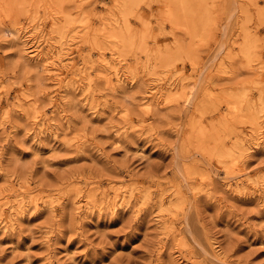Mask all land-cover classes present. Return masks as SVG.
Here are the masks:
<instances>
[{"label":"rangeland","instance_id":"rangeland-1","mask_svg":"<svg viewBox=\"0 0 264 264\" xmlns=\"http://www.w3.org/2000/svg\"><path fill=\"white\" fill-rule=\"evenodd\" d=\"M0 264H264V0H0Z\"/></svg>","mask_w":264,"mask_h":264},{"label":"bare ground","instance_id":"bare-ground-1","mask_svg":"<svg viewBox=\"0 0 264 264\" xmlns=\"http://www.w3.org/2000/svg\"><path fill=\"white\" fill-rule=\"evenodd\" d=\"M25 37V36H24ZM26 39V38H25ZM54 47V46H53ZM60 49V48H59ZM63 52V51H62ZM60 53V52H59ZM59 57V56H58ZM45 58V57H44ZM45 63H47V61L45 62ZM53 63V62H52ZM118 82V81H117ZM186 98H188V96L186 97ZM185 100H187V99H185ZM147 101V100H146ZM34 119H35V117H34ZM258 141V140H257ZM258 143V142H257ZM113 205V204H112Z\"/></svg>","mask_w":264,"mask_h":264}]
</instances>
